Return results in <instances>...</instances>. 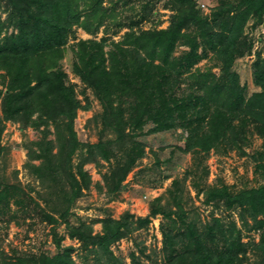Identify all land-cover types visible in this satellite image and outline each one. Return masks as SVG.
Instances as JSON below:
<instances>
[{
  "label": "trees",
  "instance_id": "obj_1",
  "mask_svg": "<svg viewBox=\"0 0 264 264\" xmlns=\"http://www.w3.org/2000/svg\"><path fill=\"white\" fill-rule=\"evenodd\" d=\"M3 1L8 17H0V152L6 119L20 120L24 126H44L45 136L50 132L49 124L56 125L58 151L54 153L52 139L35 141L40 151L32 149V155L46 161L35 168L39 177L51 180L47 205L57 211L62 209L60 215L69 237L77 239L83 250L94 253L93 264H129L115 256L112 244L150 223V216L136 221L131 214L121 218L109 216L100 221L103 232L94 233L90 224L70 221L72 204L92 184L84 164L96 160L97 153L106 160L117 158L108 183L109 191L114 193L145 156V143L138 139L144 134L181 128L186 133L182 148L185 152L200 154L221 148L225 152L235 148L243 151L253 125L262 138V147L253 153V159L257 162L256 172L264 178V48L256 52L253 63L259 91L248 95L247 85L240 82L238 72L233 70L235 59L253 49L254 39L246 29L254 31L264 22V0H219L210 13H204L196 0H166L165 7L172 10L170 24L148 29L142 22L152 18L153 0L142 3L133 16L127 17L130 23L118 18L116 7L109 8L104 0H0ZM123 1L127 5L132 0ZM109 18L113 23L107 21ZM251 19L254 21L250 25ZM111 24L128 29L119 41L112 42L109 51L104 48L108 37L81 38L74 46L78 56L73 70L98 97L103 107L102 124L115 138L82 143L74 120L79 108L90 109V101L82 104L59 62L76 27L97 34L104 26L107 34ZM9 27L14 30L8 32ZM181 44L189 49L174 55ZM208 49L222 64L219 77L210 71H192L208 56ZM184 74L194 78L185 87ZM149 124L150 128L145 130ZM110 145H117V153ZM79 150L81 159L74 170L73 158ZM204 173L205 178L208 171L204 169ZM172 184L175 189L170 191L178 201L177 209L161 204L162 197L156 198L150 209L151 215H161L163 220L162 251L166 260L161 264H249V244L242 240L236 221L226 225L220 217H213L201 230L182 203L179 179L175 178ZM204 194L208 202L225 199L233 207L250 211L254 223L249 229L260 232V239L252 246L258 255L255 264H264V182L238 192L211 186ZM30 201L40 208L44 219L59 223V218L32 199L25 189L0 180V214L11 211L10 216L15 217L17 212L25 213ZM12 204L17 208L12 209ZM260 213L263 217L258 218ZM243 222L248 224L246 217ZM54 234L60 249L63 236ZM74 249L70 245L53 256H10L0 250V264H90L73 258ZM131 260L133 264L141 263L135 252L131 253Z\"/></svg>",
  "mask_w": 264,
  "mask_h": 264
},
{
  "label": "rangeland",
  "instance_id": "obj_2",
  "mask_svg": "<svg viewBox=\"0 0 264 264\" xmlns=\"http://www.w3.org/2000/svg\"><path fill=\"white\" fill-rule=\"evenodd\" d=\"M104 0V5L109 8L116 7V14L126 23H130L127 17L133 16L135 10L140 8L142 3L147 0H130L127 5L123 0ZM199 8L204 13H210L211 8L218 4L219 0H196ZM151 2V1H150ZM166 0H153L154 13L148 21H143V27L148 29L154 26L167 27L170 24V15L172 10L165 7ZM5 2H0V17L7 19L8 12L4 9ZM132 7V8H131ZM134 7V9H133ZM81 9L85 11L84 4ZM112 22V19H107ZM253 19L249 24H253ZM113 23V22H112ZM105 34V27L101 26L97 34L87 33L82 28L76 27L69 42L66 45L63 58L59 66L68 74L69 82L75 85V91L82 104L90 101V109H78L74 120V129L82 143H97L103 139L115 138V134L109 129H105L100 119L103 107L93 89L85 87V83L73 70L74 61L77 60L75 53V43L81 38L108 37L105 44V51L112 48L113 41H119L128 26L119 28L111 24ZM9 27V31H13ZM247 34L254 39L253 49L242 57H237L233 64V70L240 76V82L247 85V94L259 91L260 87L255 84L254 66L256 52L264 48V22H261L254 31L247 27ZM186 45H178L174 55H180L188 50ZM202 48H200L201 51ZM213 50L208 49V56L200 60L192 71L212 72L217 77L222 74V64L214 58ZM158 62V60H157ZM182 86H188L194 81L190 74L182 76ZM0 87L2 85L0 84ZM86 89V90H85ZM202 92V91H201ZM2 106L0 105V113ZM5 128L2 133V150L0 152V180L7 184H16L25 189L32 199L38 201L41 206L52 212L59 218L58 222L52 224L44 219L40 208H37L34 202L30 201L27 212H17L15 217L9 213L0 214V250L5 255L27 254L40 255L42 253L53 256L64 247L73 245L74 250L71 255L79 262L93 264L95 262L94 253L83 250L77 239L70 238L66 223L61 218L60 212L47 205L46 198L50 191L51 180L47 177H39L35 166L40 165L45 158L34 157L32 149L39 153V147L34 144L41 139L55 141L54 153L58 151L56 125L50 123L44 135V126L39 128L23 125L20 120H4ZM151 124L145 127L150 128ZM251 133H248L249 142L243 144L242 149H229L225 152L224 148L220 150L212 149L209 153L200 154L185 152L182 148L185 146V139L181 128H175L168 131L149 133L140 136L138 139L145 143L146 154L139 159L128 173L126 179L122 182L117 192L109 191L111 169L116 164L117 158L112 156L110 160L97 153L96 160L87 161L84 169L91 175L92 184L89 189L84 190L83 194L72 204L71 215L72 223L78 224L79 220L90 224L95 232H103L101 219L105 217L121 218L131 214L132 220L136 221L139 217L150 216V223L143 228L136 229L128 237L122 238L112 244V250L116 257L122 258L129 264H133L131 253L135 252L140 257V264H161L166 260V255L162 251L164 247L163 233L161 229L162 216L151 215V203L158 197H162L161 204L167 205L168 209L176 210L178 201L174 200L171 189L175 187L174 179H179V185L182 196V203L188 211L190 219L198 222L201 230L204 225L212 222L213 217H220L222 222L229 225L231 221H236L238 229L242 231V240L248 245L247 263L255 264L258 259L256 249L252 248L253 242L260 239L258 230L249 229L254 223V219L247 209L242 210L241 206L229 205L225 199L208 202L204 194L205 189L211 186L227 187L230 191L238 192L241 189L257 187L264 182L260 172H256L257 162L253 159V153L262 147V138L251 126ZM111 150L117 153V145H110ZM86 149V146H85ZM83 150V149H81ZM79 150L73 158L74 170L80 162L81 153ZM80 153V154H79ZM121 157V156H120ZM46 162V161H45ZM204 169L208 171L203 177ZM108 177V178H107ZM66 176L63 174L62 181L65 182ZM198 184V185H197ZM201 189V191H200ZM28 198V196H27ZM54 198H56L54 196ZM29 199V198H28ZM64 199V198H63ZM62 199V200H63ZM64 205H66L64 203ZM17 208L12 204V209ZM260 213L258 218L263 217ZM130 216V218H131ZM246 217L248 224L245 225L243 218ZM63 236L61 248L56 246L55 234ZM142 250L144 252H142Z\"/></svg>",
  "mask_w": 264,
  "mask_h": 264
}]
</instances>
